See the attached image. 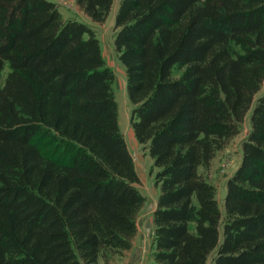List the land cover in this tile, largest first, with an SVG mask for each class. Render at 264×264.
I'll use <instances>...</instances> for the list:
<instances>
[{
  "label": "trees",
  "instance_id": "trees-1",
  "mask_svg": "<svg viewBox=\"0 0 264 264\" xmlns=\"http://www.w3.org/2000/svg\"><path fill=\"white\" fill-rule=\"evenodd\" d=\"M114 1L76 0L96 21ZM114 43L159 186L146 264H264V0H120ZM114 79L87 22L54 0H0V264L132 248L146 196ZM249 110L222 209L201 167Z\"/></svg>",
  "mask_w": 264,
  "mask_h": 264
},
{
  "label": "rangeland",
  "instance_id": "rangeland-1",
  "mask_svg": "<svg viewBox=\"0 0 264 264\" xmlns=\"http://www.w3.org/2000/svg\"><path fill=\"white\" fill-rule=\"evenodd\" d=\"M64 17H75L87 22L96 32L100 39L102 51L107 64L110 65L115 73L114 91L119 107V123L121 131L127 141L129 149L134 156L135 166L140 177L137 185L146 196V201L138 215V231L135 236V245L133 248L113 253L108 262L103 258L101 264H139L134 259L138 253L146 248V253L151 252V241L154 235L153 212L157 206L159 186L155 183V171L152 170L153 158L143 145L138 141L131 123V110L133 104L129 98L127 90V76L124 64L119 58L114 43L115 34V15L120 0H115L108 17L104 21L93 20L76 0H54ZM9 70L6 66L3 70L5 75ZM264 92V82L262 88L256 94L255 100ZM251 110L248 111L241 131L232 136L228 142L217 151L208 168L201 167V171L217 187V197L219 204L224 209V198L227 190L228 178L236 171L242 159L243 139L248 135L251 127L250 122ZM213 254L210 255L207 264H213ZM148 256V260H149ZM98 264V263H97Z\"/></svg>",
  "mask_w": 264,
  "mask_h": 264
},
{
  "label": "crops",
  "instance_id": "crops-1",
  "mask_svg": "<svg viewBox=\"0 0 264 264\" xmlns=\"http://www.w3.org/2000/svg\"><path fill=\"white\" fill-rule=\"evenodd\" d=\"M137 234V233H136ZM136 236V235H135ZM135 238V237H134ZM134 241H135V239H134ZM133 241V243H134V245H135V242ZM152 241H153V238H152ZM152 241H151V245H152ZM134 247V246H133ZM132 247V248H133ZM147 249L146 248H143V251H141V252H139L138 253V256L134 259V261H138L139 262V264H146L147 263V261H148V256H150V254L147 252H145ZM132 258L130 257L129 258V260H128V262H127V264H129L130 262V260H131ZM102 260H99V262H98V264H101L102 262H101Z\"/></svg>",
  "mask_w": 264,
  "mask_h": 264
}]
</instances>
